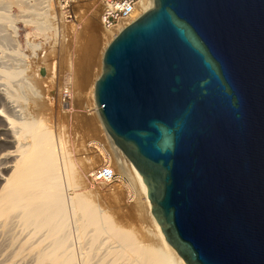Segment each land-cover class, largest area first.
Returning <instances> with one entry per match:
<instances>
[{
  "label": "water",
  "instance_id": "95a60500",
  "mask_svg": "<svg viewBox=\"0 0 264 264\" xmlns=\"http://www.w3.org/2000/svg\"><path fill=\"white\" fill-rule=\"evenodd\" d=\"M94 100L185 264H264V0H151Z\"/></svg>",
  "mask_w": 264,
  "mask_h": 264
},
{
  "label": "rangeland",
  "instance_id": "374dc122",
  "mask_svg": "<svg viewBox=\"0 0 264 264\" xmlns=\"http://www.w3.org/2000/svg\"><path fill=\"white\" fill-rule=\"evenodd\" d=\"M100 13L101 0H0V85H3L0 87L6 96L5 92L10 91L11 104L16 109L21 107L15 114L20 116L22 111L24 115L20 113L21 120L16 117V121L34 119L35 126L46 127L54 137L60 136L64 150L82 156V159L85 157L86 162L82 161L78 166L86 168L84 166L88 165L86 169L90 167V171L87 174L107 163L117 168L116 174L124 180L123 185H115L93 180L91 175L85 177L86 181L78 176L76 180L82 181L83 185L76 181L79 187L67 190V194L81 192L103 213L108 211L116 225L130 228L142 241L153 243L151 237L154 234L144 203L117 167L119 161L104 134L101 119L92 115L91 109L86 111L84 108L85 104L95 102L91 89L101 74L103 52L112 40L107 41L112 29L102 26ZM64 90L67 96L62 95ZM25 116L31 118L23 119ZM19 125L15 124L16 128ZM24 137L29 140L27 135L20 136L19 140L24 141ZM78 148L84 150L79 155ZM15 214L16 209H12L9 216L0 217L3 222L0 264H47L35 260L36 247L50 239L46 229L35 230L33 225L26 227ZM69 220L58 234L69 228ZM69 232L75 264H83V254L87 251L92 261L100 257L99 261L102 260L108 244L105 233L99 235L95 245L89 242L91 230L81 238L77 231L69 229Z\"/></svg>",
  "mask_w": 264,
  "mask_h": 264
},
{
  "label": "bare ground",
  "instance_id": "6f19581e",
  "mask_svg": "<svg viewBox=\"0 0 264 264\" xmlns=\"http://www.w3.org/2000/svg\"><path fill=\"white\" fill-rule=\"evenodd\" d=\"M150 6L151 0H138L136 9L130 16V20L128 22H118L109 33V39L107 38L108 40H106L109 42L113 39L123 27L134 21ZM1 88L0 217L9 216V212L12 209H16L14 216L21 219L24 226L28 227L33 225L35 230L46 229L50 239H48L46 244L36 247V262L47 264H75L74 255L71 251L72 248L69 246L71 245V240L69 241L68 239L69 229H71L77 231V236L80 238L87 233V230H91L92 236H89V242L91 244H95L100 234H106V241L109 245L107 244L105 247L106 254L104 253L102 260L99 261L101 259L100 257L96 261H92V256L87 251L83 254V264H185L174 249L166 242L158 223L154 219L150 211L149 199L146 196V187L141 176L120 149L114 145L104 126V134H107V139L119 161V166L117 167H120L121 171L128 178L130 185L135 189L134 192L137 193V196L144 203V209H146V214H148L146 217L151 222V231L154 234L151 237L153 238V243L142 241L130 228H122L123 226L116 225V222L110 219L112 217H109L108 211L103 213V210L97 207L98 205L95 206L81 192H73L72 195L67 194V190H75L76 187L82 184V181L87 180L85 178L87 175H92V171L87 174L90 171V167L86 169L88 163L85 164L87 166H84L86 168L79 167L82 161L83 163L86 162L85 157L82 159V156H74L68 153L62 147V141L59 139L60 136L54 137L50 129L35 126L34 122L32 123L34 119L28 121V118L31 117L25 116L23 119L27 118L28 120L16 121V117L20 119V113L24 115L22 111L19 113L20 116L17 115L18 113L15 114L16 111L19 112L21 107L19 106V109H16L11 104L13 100L10 91L9 93L5 92L7 94L6 96L3 94ZM91 90L94 100V87ZM93 103V106L88 105L90 103L85 104L84 108H86V111L91 109L92 115H97L100 118L96 103ZM15 124L20 125L16 128ZM22 135L29 136V140H26L27 137H24V141L19 140V137ZM81 148L77 149L78 155L83 150ZM83 165L81 164V166ZM78 176L84 180H76ZM76 181L80 182L79 185ZM68 218L70 219L68 223L69 228L58 234L61 226L67 224ZM2 223L0 222V227L3 225ZM83 243L86 242L84 241ZM0 248L3 249L2 246Z\"/></svg>",
  "mask_w": 264,
  "mask_h": 264
},
{
  "label": "built area",
  "instance_id": "2783aa9c",
  "mask_svg": "<svg viewBox=\"0 0 264 264\" xmlns=\"http://www.w3.org/2000/svg\"><path fill=\"white\" fill-rule=\"evenodd\" d=\"M138 0H101L100 21L105 29H112L118 22H128L130 16L136 9ZM124 28V27H123ZM63 96H67L64 90ZM93 180L102 181L107 184L123 185L122 177L118 176L114 167L102 163L97 166L92 175Z\"/></svg>",
  "mask_w": 264,
  "mask_h": 264
}]
</instances>
